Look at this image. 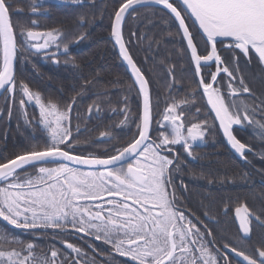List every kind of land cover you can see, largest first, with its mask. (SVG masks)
Masks as SVG:
<instances>
[{
	"label": "snow or ice",
	"instance_id": "snow-or-ice-1",
	"mask_svg": "<svg viewBox=\"0 0 264 264\" xmlns=\"http://www.w3.org/2000/svg\"><path fill=\"white\" fill-rule=\"evenodd\" d=\"M150 4L162 6L176 23L198 77L196 87L218 124H209L207 119L186 123V111L197 95L194 88L185 97L170 95L165 100L160 119L155 121L158 130L152 134L150 79L130 51L131 38L124 35L126 16L137 6ZM42 7L43 0L33 4L31 14L41 15ZM20 14L14 0H0V96L9 105V117L18 103L26 124L33 123L26 105L38 108L35 123L47 136L43 142L0 159V220L36 238L25 241L7 229L0 231V264H97L95 255L67 238L61 240L64 251L54 245L46 251L36 242L49 233L55 238L73 232L109 245L105 264H111L113 254L127 257L133 264H233L229 253L237 258L234 264H264V244L251 250L233 242L216 247L211 229L191 210L181 208L173 183L180 164L172 155L174 146L180 145L196 159L194 146L206 142L210 128L220 130L244 160L253 148L238 138L237 128H255L264 141V94L257 97L243 74L252 63L264 70V0H120L112 14L111 37L134 77L143 106L133 138L104 154L77 151L89 141L80 139V125L73 124L74 118H80L78 113L74 116L76 97L64 103L16 76L18 61L28 62L29 56L37 55L59 64L56 57L70 56V46L85 36L69 38L61 28L39 30L35 19L30 26L15 24L13 16ZM222 50L230 55L222 56ZM173 67L168 68L169 73ZM124 99L120 127L127 126L130 119L127 97ZM100 110L96 104L87 112L90 116ZM4 114L0 109V116ZM100 139L115 137L106 130L100 132ZM181 188H186L182 181ZM223 211L233 213L241 244L250 240L253 221L264 227V207L257 209L241 201ZM88 247L97 253L94 245Z\"/></svg>",
	"mask_w": 264,
	"mask_h": 264
},
{
	"label": "trees",
	"instance_id": "trees-1",
	"mask_svg": "<svg viewBox=\"0 0 264 264\" xmlns=\"http://www.w3.org/2000/svg\"><path fill=\"white\" fill-rule=\"evenodd\" d=\"M39 2L14 0L15 8L22 10V14L13 16L14 23L30 26L31 20L35 19L39 30L61 28L69 38L81 34L85 38L70 46V56L58 55L59 64L37 55L29 56L28 62L18 61V80L64 103L76 97L74 116L78 113L80 118H74L73 124L80 125V139L89 141L77 151L104 154L105 150L111 152L114 145L126 144L137 131V117L142 114V97L111 37L112 14L120 0H81L80 3L63 6L43 2L42 14L33 16L31 6ZM44 10H49V13L46 14ZM133 32L135 36H131ZM124 35L126 39L131 38L130 51L150 79L154 102L153 135L158 130L155 121L160 119L158 113L163 112L165 100L170 95L185 97L194 88L197 95L186 111V123L193 119H207L209 124H217L205 97L196 87L198 77L184 50L186 42L182 40L176 23L166 10L158 7L136 9L127 17ZM66 60L69 62L65 63ZM172 66V72L169 73L168 68ZM243 74L257 97L264 94V70L252 63L243 69ZM77 93L81 94L77 96ZM125 97L130 119L127 126L120 127L119 122L124 119L121 110L125 106ZM18 98L17 94V101ZM246 99L249 103L253 102L251 98ZM156 101H159V107ZM96 104L100 105V112L97 114L93 111L89 116L87 109ZM8 106L4 96L0 97V109L5 110V114L0 116V159L23 151L30 144L43 142L47 136L42 126L35 123L38 108L26 105L28 118L33 121L26 124L18 103L13 105L11 117L7 115ZM196 107L200 108L199 113ZM106 130H111L115 139L101 140L100 132ZM236 134L242 142L253 148L247 161H240L231 152L220 130L210 128L203 146L194 147L195 160L178 159L180 169L175 175L186 188H176L181 197L180 204L207 224L216 245L229 242L223 240L224 234L226 240L231 239V242L245 250H251L254 246L264 244V227L255 222L251 240L241 244L233 213L229 211L226 215L223 209L225 206L234 208L241 201L257 209L264 207V158H261L264 155V141L255 128L236 130ZM5 229L25 241L36 239L31 233L13 230L0 221V231ZM62 238H53L49 233L36 242L46 251L50 245L64 251ZM65 238L71 240L69 235ZM113 256L112 263L122 260Z\"/></svg>",
	"mask_w": 264,
	"mask_h": 264
},
{
	"label": "flooded vegetation",
	"instance_id": "flooded-vegetation-1",
	"mask_svg": "<svg viewBox=\"0 0 264 264\" xmlns=\"http://www.w3.org/2000/svg\"><path fill=\"white\" fill-rule=\"evenodd\" d=\"M53 1H55V0H43V2H49V3H51L52 5L63 6V5H61V4H55ZM62 1H68V2H71V3L73 4V1H71V0H62ZM44 11H45L46 14L49 13V10H44ZM220 48H222V46L218 44V49H220ZM229 55H230V52H229V51H227V50H222V56H229ZM213 70H215L214 67H213ZM245 129H246V128H243V129H241V128H237L236 130H245ZM199 146L202 147L203 144H202V145H199ZM194 147H195V146H194ZM231 152H232V151H231ZM232 153H233V152H232ZM233 154H234V153H233ZM249 154H251V153H249ZM249 154H247V156H248ZM172 155L177 156L178 159H179V158H182V159L195 160V159H192L191 157H189V156L184 152L182 146H180V145H176V146H174V153H173ZM234 155H235V154H234ZM235 156H236V155H235ZM178 182H179V183H178ZM180 182H181V181L178 180V176L174 175V176H173V183H174V185H175L177 188H180V186H181V183H180ZM180 206H181L182 209H188L187 207L182 206L181 204H180ZM195 216H196V215H195ZM196 217H197V216H196ZM198 218H199V217H198ZM199 220L203 222L202 219L199 218ZM235 222H236V220H235ZM254 223H255V221H253V224H254ZM203 224H204V225H207L206 223H203ZM236 225H237V229H238V224H237V222H236ZM207 227H208V226H207ZM252 227H253V225H252ZM254 231H255V230H254V228H253V232H254ZM253 232H252V233H253ZM68 235L71 236V240H69V242H73V243L77 244L78 246L84 248L85 251H88L90 255H95V256H96L97 264H105V260H104V258H105L106 256H109V252H110V246H109V245L104 244L102 241H94V240H92L91 237L83 236V234H76V233L73 232V233L68 234ZM225 237H226V236L223 234V235H222V238H223L224 241H229V242H231V239L226 240ZM251 237H252V235H251ZM62 239H64V236H63ZM250 240H251V238H250ZM90 244H91V245H94V246L96 247V249H97V253H92V252H91V249L88 247V245H90ZM222 244H223V243H222ZM222 244H220V245H215V246H216V247H220ZM62 247L64 248L63 245H62ZM221 250L223 251V249H221ZM114 255L117 256V257H119V258H121L122 260H121V261H114L113 263L111 262V264H133L132 262H130L129 260H127V257H120V256H118L117 254H114ZM228 259H229L230 261H232L233 264H234V262H235V260H236L237 258L234 257L232 254L229 253ZM222 264H223V261H222Z\"/></svg>",
	"mask_w": 264,
	"mask_h": 264
},
{
	"label": "water",
	"instance_id": "water-1",
	"mask_svg": "<svg viewBox=\"0 0 264 264\" xmlns=\"http://www.w3.org/2000/svg\"><path fill=\"white\" fill-rule=\"evenodd\" d=\"M55 4H61V5H71L72 3L71 2H68V1H62V0H55V1H53ZM142 7H158V8H162V9H164L162 6H159V5H155V4H150V5H146V6H137V9H139V8H142ZM165 10V9H164ZM167 11V10H166ZM168 12V11H167ZM132 12H130V14H131ZM169 13V12H168ZM129 14V15H130ZM129 15H127L126 16V18H125V22H126V20H127V17L129 16ZM124 25H125V23H124ZM114 40V39H113ZM116 46V49H117V52H118V54H119V48H118V46L117 45H115ZM62 55V54H61ZM119 57H120V59L122 60V62L124 63V65H125V67L127 68V70H128V72H129V74L131 75V77L133 78V80H134V77L132 76V74H131V71H130V69H129V67L127 66V64H126V62L125 61H123V59H122V57L120 56V54H119ZM16 72H17V65H16ZM0 97H2V96H0ZM142 97V96H141ZM205 99H206V97H205ZM206 103H207V100H206ZM208 105V104H207ZM142 106H143V101H142ZM208 108H209V110L211 111V108H210V106L208 105ZM211 113L213 114V116H214V112H212L211 111ZM216 123L218 124V121H216ZM221 132V131H220ZM222 133V132H221ZM224 138V137H223ZM224 140H225V138H224ZM225 142H226V140H225ZM226 144H227V142H226ZM227 146H228V148L236 155V157L240 160V161H243V162H245V161H247V160H244V159H241L231 148H230V146L227 144ZM251 153V152H250ZM247 154H249V153H247ZM1 222H3L5 225H7L6 224V222H4V221H2V220H0ZM9 228H11V229H13V230H16V231H22V230H20V229H14V228H12L11 226H9V225H7ZM127 260H129L130 262H132L129 258H127ZM133 263V262H132Z\"/></svg>",
	"mask_w": 264,
	"mask_h": 264
}]
</instances>
